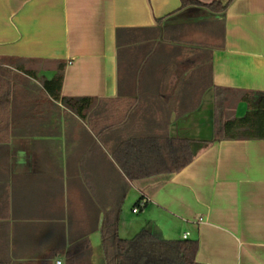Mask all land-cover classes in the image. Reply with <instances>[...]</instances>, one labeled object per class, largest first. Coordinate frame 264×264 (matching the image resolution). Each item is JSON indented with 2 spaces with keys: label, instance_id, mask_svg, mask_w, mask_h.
<instances>
[{
  "label": "crops",
  "instance_id": "crops-1",
  "mask_svg": "<svg viewBox=\"0 0 264 264\" xmlns=\"http://www.w3.org/2000/svg\"><path fill=\"white\" fill-rule=\"evenodd\" d=\"M182 1L0 0V264H104L100 230L115 218L123 239L188 233L198 264H264V139L214 140L220 114L264 94V0ZM59 66L60 96L93 98L82 116L43 89ZM145 136L189 140L195 156L129 180L111 151Z\"/></svg>",
  "mask_w": 264,
  "mask_h": 264
},
{
  "label": "trees",
  "instance_id": "trees-1",
  "mask_svg": "<svg viewBox=\"0 0 264 264\" xmlns=\"http://www.w3.org/2000/svg\"><path fill=\"white\" fill-rule=\"evenodd\" d=\"M189 4L220 12L225 9L219 2L205 4L197 0H183L181 6ZM61 82L62 66H59L55 76L43 81L42 86L49 97L82 116L93 98L60 96ZM10 94V70L0 66V142L8 135ZM242 100L247 108L245 114L229 120H223L220 114L214 124V140L264 139V94L246 92ZM105 120L99 113L89 115V123L97 136L109 128L104 126ZM111 154L129 180L177 172L195 156L189 140L168 136L128 137L119 142ZM100 234L104 264H198L194 259L196 238L164 240L143 227L131 238L123 239L118 236L116 218L103 225Z\"/></svg>",
  "mask_w": 264,
  "mask_h": 264
},
{
  "label": "built area",
  "instance_id": "built-area-1",
  "mask_svg": "<svg viewBox=\"0 0 264 264\" xmlns=\"http://www.w3.org/2000/svg\"><path fill=\"white\" fill-rule=\"evenodd\" d=\"M132 212H133V213L143 212V205L140 204L139 206L133 207V208H132ZM187 236H188V233H185V234L183 235V238L185 239V238H187ZM56 263H57V264H60V261L58 260V261H56Z\"/></svg>",
  "mask_w": 264,
  "mask_h": 264
}]
</instances>
